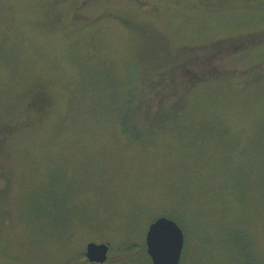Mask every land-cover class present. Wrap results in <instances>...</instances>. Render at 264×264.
Masks as SVG:
<instances>
[{"label": "rangeland", "instance_id": "obj_1", "mask_svg": "<svg viewBox=\"0 0 264 264\" xmlns=\"http://www.w3.org/2000/svg\"><path fill=\"white\" fill-rule=\"evenodd\" d=\"M71 1L0 0V125L13 127L0 140V264H62L84 252L91 240L109 244L108 259L100 264H140L126 260V240L118 246L120 252L117 249L119 229L128 216L125 211L131 198L144 201L155 211L163 210L164 205L168 208L162 179L171 176L178 181L175 185L187 181L192 185L186 190L182 218L198 222L210 238L242 218L249 245L264 264V176L253 161L264 157V145L258 146L264 144V0H225L233 3L224 9L202 0L189 7L182 4L186 0H166L169 6L164 8L133 0ZM116 14L153 28L163 38L164 52L173 57L172 62H181L188 55L185 51L176 57L173 49L192 47L191 53L199 59L187 64L190 72L205 75L211 68L238 71L234 76L208 74L192 88L188 86L194 77L180 73L160 91L167 101L182 95L186 121L203 120L201 124L208 129L222 125L227 130L225 142H233V152H214L211 139L205 138L210 140L206 147L211 160L202 163L195 157V147L168 142L169 135L161 133L142 156L134 142L119 134L112 114L96 115L94 110L98 112L104 102L97 101L94 108L95 96L117 93L116 101L123 103L129 93L147 92L157 79L150 64L138 55L143 36L130 30ZM131 74L135 77L130 81ZM89 79L101 80L102 89L91 86ZM108 79L116 88L105 85ZM82 81L89 88L82 90ZM36 89L46 94L43 106L31 104ZM160 101L148 102L154 108ZM242 148L246 153L238 161L237 152ZM229 155L237 158L236 167L243 170L248 190L244 202L229 183L234 166L227 173L221 168L220 162ZM83 160L86 173L97 163L107 169L101 171L99 183L106 182L110 191L101 186L98 193V180L81 176ZM186 160L199 167L180 174ZM51 165L64 169L69 181L81 182L69 204L84 205L92 217L88 223L72 221V227L57 236L45 237L29 221V211L40 203H51L48 208L52 210L51 195L58 203L57 195L68 192L67 184L53 181L58 176L55 172L47 175ZM60 219L53 216L50 221ZM150 221L143 219L137 227V236L143 241ZM223 236L226 244L235 240L230 229ZM226 252L224 246L216 245L200 254L197 261L202 263L195 264H230ZM186 262L181 259L180 263Z\"/></svg>", "mask_w": 264, "mask_h": 264}, {"label": "trees", "instance_id": "obj_2", "mask_svg": "<svg viewBox=\"0 0 264 264\" xmlns=\"http://www.w3.org/2000/svg\"><path fill=\"white\" fill-rule=\"evenodd\" d=\"M134 2L140 4V5H150L151 7L155 8H164L168 7L169 4L166 0H133ZM195 0H186L184 3L181 1L177 3V5H184L185 7H189L194 3ZM200 1V0H199ZM206 5H213L214 7L218 9H224L227 7H231L232 1L227 2L225 0H215L212 2V0H202ZM72 3L74 0L71 1ZM182 3V4H181ZM79 5V4H78ZM117 19L122 21L130 30H133L135 32L140 33L143 36L142 44L140 46V49L138 51V55L140 58L153 69L152 75L156 76V82H152L148 85L149 89L147 92L143 91L142 93L134 92L129 93L128 97L123 103H119L117 96V93L114 96H104L102 97L99 94V97L95 96L94 101V108H96L97 101L104 102L99 107V111L96 112L94 109V112L96 115L103 114L109 115L112 114L114 116V120L116 121L117 125L119 126V134L123 135L126 139H128L130 142H134L137 146V151L142 156L146 155V152L149 150V144L154 143L157 141V138L159 134L164 133L168 137H170V140L168 142H175L178 146L188 147L192 148L195 147L198 151V154L195 155V157L198 160H201L202 163L204 161H210L211 157L209 156L208 149L206 145L210 142H206L204 139H211V146L214 149V152L217 153H223L224 150H227V152H233L234 146L233 142H225L227 139V130L222 125H217L215 128L210 127L205 128L202 122H205L203 120L200 121H186L187 114L185 113V105L186 102L184 98L181 96H173L168 101L165 100L160 95V91L162 88L169 87L170 83H173V81L176 79L177 75H192L194 77L193 81L190 83V86L188 88H192V86H196L198 83H200L201 80L206 79L205 77L209 74L218 75V73H224L225 75L234 76L237 75L238 71H235L234 69H229L226 71H221V69L217 70L215 68H211L208 71V74L203 75V73L198 72L199 75H197L196 72H190V70L186 66L188 63L199 59L196 54L191 53L193 50L190 46H181L182 49L179 50V48L176 50L173 49L171 53L174 56L182 55L181 52H187V57H184V59L181 62L174 61L172 62L171 59L173 58L165 51V46L163 43V38H160L159 35L155 32L153 28L150 27H141L138 24H136L132 19L117 15ZM147 28V29H146ZM145 29V30H143ZM228 41V40H227ZM166 53V54H165ZM177 62V63H175ZM164 64L163 66H161ZM245 70H240V74H244ZM136 72V69H135ZM201 73V74H200ZM137 74V73H135ZM224 75V76H225ZM132 77H135L134 74H131L130 81L133 79ZM91 79V78H90ZM89 79V84L93 87H95L98 90H101L103 87V83L100 82L101 80L94 79L91 81ZM202 82V81H201ZM85 85V86H84ZM87 83L82 81V86L84 88L82 90H86L89 88V86H86ZM105 85H112L114 88L116 86L113 84L112 81H109L108 84ZM101 92V91H99ZM46 94L41 89H36L31 94V104H34L35 106H43L46 103ZM151 96V97H149ZM160 97V98H159ZM152 100L158 101L161 100L154 108L152 106L150 107V103L148 101ZM148 102V103H147ZM177 117H180V119H176ZM144 119V120H143ZM146 120V121H145ZM180 120V121H178ZM177 122V123H173ZM186 122V123H185ZM213 123V122H210ZM175 126L176 130H171ZM13 127L4 124L0 125V140L4 139V137L12 131ZM198 133L201 135L200 141H198ZM129 134V135H127ZM204 141V142H202ZM259 143V142H255ZM264 145L263 143H259L258 146ZM263 147V146H262ZM260 148V147H259ZM245 148H242L241 150H238V161L242 160L244 157V154L246 153ZM179 151V150H178ZM182 154H184L182 152ZM264 154V153H263ZM186 155V154H185ZM212 155V154H211ZM240 157V158H239ZM258 161L253 160L255 164L257 165V172H263L262 175L264 176V157L257 156ZM170 161H172V157L168 158ZM223 170L227 173L231 169V167L234 166L235 171L230 176V184L234 185V187L237 188V195L238 197L243 201L247 199V191L244 187V181L242 179L243 176V170H239L236 167L237 158H232L231 155L223 158V161L220 162ZM234 163V164H233ZM86 164V162L83 160L81 162V169L83 170V175L81 176H92L93 178L97 179L98 182L96 183L99 187L98 193H100V187H105L108 191L111 189L108 188L105 183H99L101 180V171L107 170L104 166L101 164H95L96 166H99L97 168H93L92 170L94 173H92V170L89 168V172H85L86 168L83 167ZM195 167H199L196 163H193V161L186 160L184 161V170L181 171L180 174H186L189 173L191 170H193ZM81 170V171H82ZM55 172L58 176L54 178L53 181L61 183L63 186L67 184L68 192L65 193L62 192L59 196L57 195V202L55 201V195H51V200L54 198V205L50 208H48V205L51 203H44L39 206L32 207L31 210H33L32 213L29 211V221L35 222L37 225L36 231L38 235H42L45 237L50 236H57L59 233H61L65 228H68L69 226L72 227V221L75 222V220L82 219L81 222H89V219L92 217L89 215V213L86 211L84 205L83 206H71L69 204V197L73 195L76 191V187H80L81 182H75V181H69L68 178H66V173H64V169H61L59 166H50L47 168V175L48 172ZM236 174H238V177H240L241 180L237 181ZM183 177H187L186 175H182ZM232 177V178H231ZM1 179V178H0ZM94 179V180H95ZM102 179L105 181L106 178L102 177ZM109 179V178H108ZM261 180L262 177H259ZM46 180V179H45ZM45 180H43L41 186H43ZM103 181V182H104ZM163 185H164V199L169 201V207L167 208L166 205L163 207V210L155 211V209L145 203L144 201L140 200L135 201L131 198L129 202L130 208L125 211V215L127 218H125L123 226L121 229H119L120 234L118 235V241H117V249L119 250V245L122 242V240H126L127 244L124 248L125 252L123 253L126 256V260L130 261H138L140 264H152L149 255L145 251V244L142 238L137 236L139 232L137 231V227L139 226V223L143 221V219H146L147 221H150L152 218L156 217L157 215H167L169 217H172L175 219L179 225L183 228L184 235H185V241H184V248L182 252V259L187 261L185 264H192V263H202L198 262L200 261V254L206 253V251H210L212 247H215L216 245H222L225 247V250L227 251V259L229 260L230 264H263L257 255V252H254L249 245V239L248 233H245L244 227L242 226V218L237 219L238 222L234 223L233 225H229L225 227L224 229H220L216 236L205 235L203 233L202 229L198 227V222H190L187 220V218L184 216L182 218V215H184L181 211H184V198L187 191L191 190L192 185L189 184V181L185 183H177L173 180V177H167L165 179H162ZM264 181V179H263ZM174 182V183H173ZM94 184V181L92 182ZM4 185L3 183L1 184ZM1 186V188H2ZM70 188V189H69ZM166 198V199H165ZM244 202V201H243ZM242 202V203H243ZM113 207L115 206L117 208V203L112 202ZM108 206V205H107ZM246 209V208H245ZM221 210V208H220ZM181 213V215H180ZM57 216L61 219L57 223H52L50 221L51 217ZM80 217V218H77ZM220 219V217H218ZM44 219V220H43ZM37 220V221H36ZM221 220V219H220ZM100 222V218L97 219V223ZM123 222V220H122ZM95 224V222H93ZM193 223V224H192ZM223 223V222H222ZM82 224V223H81ZM227 225V223H226ZM230 229L231 235H235V240L229 239L227 241V244L224 240L223 234ZM196 235V239L191 236ZM192 237L194 239H192ZM200 238V239H199ZM198 240V242H197ZM206 246V247H203ZM84 252H78L76 255L72 258H68L62 261V264H100L96 262H90L86 259V257L83 254ZM196 256L198 258H196ZM181 264V263H180Z\"/></svg>", "mask_w": 264, "mask_h": 264}, {"label": "water", "instance_id": "obj_3", "mask_svg": "<svg viewBox=\"0 0 264 264\" xmlns=\"http://www.w3.org/2000/svg\"><path fill=\"white\" fill-rule=\"evenodd\" d=\"M185 235L179 223L167 215L153 218L144 236L146 252L152 264H180ZM109 244L103 241H88L84 256L90 262L103 263L108 259Z\"/></svg>", "mask_w": 264, "mask_h": 264}]
</instances>
